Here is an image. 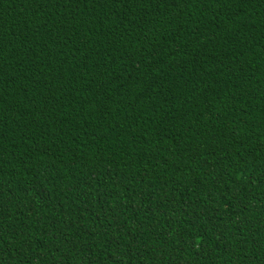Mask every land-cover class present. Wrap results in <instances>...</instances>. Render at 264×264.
<instances>
[{"label":"trees","instance_id":"1","mask_svg":"<svg viewBox=\"0 0 264 264\" xmlns=\"http://www.w3.org/2000/svg\"><path fill=\"white\" fill-rule=\"evenodd\" d=\"M0 264H264V0H0Z\"/></svg>","mask_w":264,"mask_h":264}]
</instances>
